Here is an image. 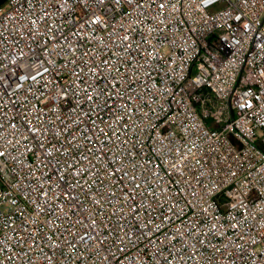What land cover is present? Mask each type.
Returning <instances> with one entry per match:
<instances>
[{"label":"built area","instance_id":"built-area-1","mask_svg":"<svg viewBox=\"0 0 264 264\" xmlns=\"http://www.w3.org/2000/svg\"><path fill=\"white\" fill-rule=\"evenodd\" d=\"M0 264H264V0H6Z\"/></svg>","mask_w":264,"mask_h":264},{"label":"water","instance_id":"water-1","mask_svg":"<svg viewBox=\"0 0 264 264\" xmlns=\"http://www.w3.org/2000/svg\"><path fill=\"white\" fill-rule=\"evenodd\" d=\"M5 2L6 0H0V6H2Z\"/></svg>","mask_w":264,"mask_h":264}]
</instances>
